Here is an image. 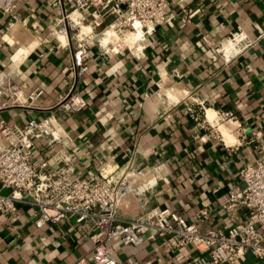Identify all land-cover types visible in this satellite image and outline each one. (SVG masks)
<instances>
[{
  "label": "crops",
  "instance_id": "crops-1",
  "mask_svg": "<svg viewBox=\"0 0 264 264\" xmlns=\"http://www.w3.org/2000/svg\"><path fill=\"white\" fill-rule=\"evenodd\" d=\"M55 1L7 0L0 10V82L24 95L42 91L3 109L0 119L21 127L51 118L61 131L53 143L34 141L32 160L48 172L68 168L73 178L124 179L129 189L116 209L123 221L161 209L189 223L206 212L200 233L245 221L243 209H226L224 201L240 184L239 171L264 161V0L173 3L142 57L93 46L85 73L73 66L75 42L49 34L62 13ZM62 1L66 7L70 0ZM234 33L244 45L225 55L223 43ZM70 91L85 98L84 110L59 107ZM227 123L233 127L225 139L219 125ZM34 218L35 208L24 202L12 217L0 215V264H95L90 227L68 216L37 228ZM142 237L137 247L108 244L117 264H210L191 244L166 247V238L149 229ZM235 264L264 259L246 253Z\"/></svg>",
  "mask_w": 264,
  "mask_h": 264
},
{
  "label": "built area",
  "instance_id": "built-area-1",
  "mask_svg": "<svg viewBox=\"0 0 264 264\" xmlns=\"http://www.w3.org/2000/svg\"><path fill=\"white\" fill-rule=\"evenodd\" d=\"M181 0H70L62 5L59 28L51 30L50 36L72 39L75 42L73 66L78 73L88 70L90 50L96 46L104 54L129 53L136 58L143 56L146 41L156 27L167 23L171 15L168 7ZM75 14V19L71 16ZM110 20L104 25L106 20ZM139 25L142 48L132 46L114 50L111 43L102 45L101 35L114 30L118 36L135 32ZM103 26V27H102ZM87 28V33L82 32ZM98 27L102 30L98 33ZM240 33L227 40L235 41ZM124 36V37H125ZM242 37V36H241ZM242 37L237 46L244 45ZM110 52V53H109ZM42 94L41 90L24 95L9 80L0 82V111L9 106H22ZM65 112L75 113L87 107L85 98L70 91L59 102ZM234 120L233 115H227ZM55 119L40 122L31 120L24 126L8 125L0 119V215L10 218L16 213V205L29 203L35 208L34 226L57 223L70 216L80 226H88L92 232L91 257L95 264H117L112 258L108 244L118 239L124 246L137 247L143 242V231L149 229L155 236L166 238L165 246L179 248L193 245L195 251L207 254L210 264H235L246 253L258 260L264 259V161L247 164L239 171L240 184L229 191L224 201L226 209H243L247 219L231 226L227 231L198 230L205 218L202 212L194 222H187L177 211L152 210L136 219L123 221L116 215L121 198L129 189L126 181L101 175L97 179L73 178L68 168L46 171L44 165L33 160L34 141L49 139L55 142L61 131ZM3 190H9L3 195Z\"/></svg>",
  "mask_w": 264,
  "mask_h": 264
},
{
  "label": "bare ground",
  "instance_id": "bare-ground-1",
  "mask_svg": "<svg viewBox=\"0 0 264 264\" xmlns=\"http://www.w3.org/2000/svg\"><path fill=\"white\" fill-rule=\"evenodd\" d=\"M71 19L74 20V14L71 16ZM136 27V31L135 32H131V33H128L124 40L123 41H127V38L126 37H129L130 38V41L131 39L133 40L131 42V46H138V49H141L142 48V33L141 31L139 30V25L136 24L135 25ZM87 28H84L82 27V32L84 33H87ZM60 39H63L65 40V37H61L59 36ZM119 36L116 34V32L114 30H108L106 31L105 33H103L101 35V43L102 45H105V44H108V43H112V42H115V40L118 38ZM241 36H237L236 40L235 41H226L225 43H223V48L221 49V51L225 54V55H231L233 54L235 51H237L238 49L236 48L237 44L239 43V41L241 40ZM126 39V40H125ZM31 45L29 48H32L33 47V43L31 42ZM130 46V45H129ZM28 48V49H29ZM215 114V113H214ZM207 118H208V112H207ZM223 125H227V127H229V130L232 129L233 125L231 123H227V124H223ZM226 127V126H224ZM226 127V129H228ZM225 130V128H224ZM226 131V130H225ZM230 132V131H229ZM228 130L226 131L225 133V136L223 135V133L221 132V134L223 135L224 138L227 137V134L229 133ZM229 135V134H228Z\"/></svg>",
  "mask_w": 264,
  "mask_h": 264
},
{
  "label": "rangeland",
  "instance_id": "rangeland-1",
  "mask_svg": "<svg viewBox=\"0 0 264 264\" xmlns=\"http://www.w3.org/2000/svg\"><path fill=\"white\" fill-rule=\"evenodd\" d=\"M11 1H13V0H11ZM6 3H7V0H0V10H4L5 9V7H6ZM13 6V3L12 4H10V6L7 8L8 10L7 11H9V10H11V7ZM75 15V14H74ZM76 16V15H75ZM75 16H74V18H75ZM98 31V33L102 30H100V29H97ZM125 36V35H124ZM124 36H119L116 40H115V42H112L111 44L114 46V50H117V48L119 49V47L120 48H122V49H127V47H129V48H131L132 46H131V42L133 41L132 39H131V41H130V38L129 37H126L127 38V41H123L124 40ZM126 40V39H125ZM130 45V46H129ZM236 48L239 50V48H241V47H239V46H236ZM110 53V52H109ZM224 126H226L227 127V125H219V131L220 132H222L223 133V135L225 136V133H226V131L228 130V132L230 131L229 130V127H227L228 129H226V127H224ZM224 128H225V130H224ZM229 134V133H228ZM227 134V137L225 138V139H227L228 138V135Z\"/></svg>",
  "mask_w": 264,
  "mask_h": 264
},
{
  "label": "water",
  "instance_id": "water-1",
  "mask_svg": "<svg viewBox=\"0 0 264 264\" xmlns=\"http://www.w3.org/2000/svg\"><path fill=\"white\" fill-rule=\"evenodd\" d=\"M1 193H2L3 195H7V194L9 193V190H3Z\"/></svg>",
  "mask_w": 264,
  "mask_h": 264
}]
</instances>
